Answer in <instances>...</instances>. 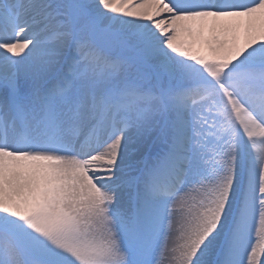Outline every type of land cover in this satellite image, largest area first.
<instances>
[{
  "label": "snow or ice",
  "instance_id": "6c2138e0",
  "mask_svg": "<svg viewBox=\"0 0 264 264\" xmlns=\"http://www.w3.org/2000/svg\"><path fill=\"white\" fill-rule=\"evenodd\" d=\"M0 264H264V0H0Z\"/></svg>",
  "mask_w": 264,
  "mask_h": 264
}]
</instances>
